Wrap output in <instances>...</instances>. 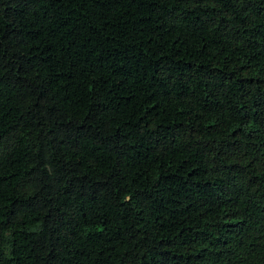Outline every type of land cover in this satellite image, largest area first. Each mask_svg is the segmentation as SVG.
I'll use <instances>...</instances> for the list:
<instances>
[{"label": "trees", "instance_id": "1", "mask_svg": "<svg viewBox=\"0 0 264 264\" xmlns=\"http://www.w3.org/2000/svg\"><path fill=\"white\" fill-rule=\"evenodd\" d=\"M0 264H264V0H0Z\"/></svg>", "mask_w": 264, "mask_h": 264}]
</instances>
